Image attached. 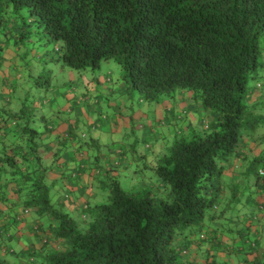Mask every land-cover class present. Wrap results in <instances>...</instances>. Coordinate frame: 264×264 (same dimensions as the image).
Here are the masks:
<instances>
[{
	"label": "trees",
	"instance_id": "obj_1",
	"mask_svg": "<svg viewBox=\"0 0 264 264\" xmlns=\"http://www.w3.org/2000/svg\"><path fill=\"white\" fill-rule=\"evenodd\" d=\"M5 37L26 49L34 38L52 42L55 62L78 70L114 59L144 101L187 93L216 118L175 132L146 165L153 186L126 190L113 178L106 200L87 198L78 210L56 188L60 157L47 164L42 133L26 126L0 154V264H264V246L237 209L255 185L264 190V176L250 167L232 194L224 189V162L263 120L248 97L264 68V0H0ZM44 75L49 83L53 71ZM29 216L43 245L17 250L13 226ZM227 217L236 232L223 226Z\"/></svg>",
	"mask_w": 264,
	"mask_h": 264
},
{
	"label": "crops",
	"instance_id": "obj_2",
	"mask_svg": "<svg viewBox=\"0 0 264 264\" xmlns=\"http://www.w3.org/2000/svg\"><path fill=\"white\" fill-rule=\"evenodd\" d=\"M21 31L18 27L8 37L10 39L16 38ZM30 42L35 43L34 40H30ZM36 42L39 45L42 40ZM0 43V50H4L6 53L3 56L0 54V75H2L0 77V154L4 153L6 149L9 150L15 140L24 133L26 126L37 128L42 133L39 143L41 144L40 150L44 161L51 164L56 161L57 156L60 157L57 160L59 165L56 167L55 172L60 175V182L65 186L66 193L70 195V200H72L69 205L70 209H80L83 203H80L79 196L91 194L87 184L89 180L87 176L93 174L94 168L89 164L82 170L81 165H83L82 163L87 164L83 159L86 155L88 158H92L90 150L101 151L100 142L109 146V152L106 154L96 153V157L102 160L95 165L96 168L100 169L98 173L101 174L103 168H105L111 172L113 178H116L117 176H114L113 171L119 169V175L129 172L132 176H137V169L135 168V171L133 167H137L141 163L144 164L145 170H148L147 164L154 167V161L164 152L166 142L175 137V132L178 129L184 128L186 132L193 125L202 128L205 127L206 122L210 124L216 118L214 113L199 109L189 94L179 93L175 98L168 97L169 100L162 102L154 112L155 116L144 117L146 121H144L141 132L142 141L138 140L139 144H125L123 138L122 141L116 139V142H114L113 139L110 140V136L121 125L115 114L127 110L133 116L136 114V108H138L140 114L144 115L146 110L145 106L143 108L142 102L145 101L141 95L138 100L140 103L138 102L136 106L133 102L127 105L124 101V94L127 93L128 86L121 77L122 73L119 74V77L118 75L115 77L109 69L100 82H96L98 77H95V81L87 79L85 82L79 83V86L73 85V81L76 80H69L64 82L62 90H57V88L51 87L50 84L46 85L52 92L53 99L63 104V110H55V112L52 110L49 111V114L44 111L36 112L34 108L26 106L28 97H24L26 92H20L18 85L26 84V76H30L29 79L37 80V77L46 68L41 64H39L40 67L28 66L30 62H24L22 65L25 70H19L21 65L17 64V59H23V56L19 53L23 47L22 42L10 41L5 37L0 38ZM7 58H10L9 62H7ZM260 74L262 76L256 78L251 84V93L248 100L249 105L254 107L255 114L262 115L263 120L256 131L252 133L245 132L238 146L237 154L231 156L229 162H224L226 166L224 179L229 185V187L226 184L224 185L226 194L230 187H236L245 181V176L247 177L250 167L254 166L257 159H264V68L261 69ZM259 81L263 83V87L258 86L259 88H256ZM92 83L94 87L91 86ZM87 84L90 86H87ZM8 90L13 91V93ZM75 95L82 96L83 101L85 100L84 106L78 108L75 119H70L69 115L65 117L62 113L66 111L65 107L68 106V102L74 101ZM93 98L98 99V102H91ZM16 100H19V103L15 104ZM115 101L117 102V110L110 114V111L103 108L102 103L108 108L113 107ZM71 110V112H74L73 107ZM68 113L70 112L68 111ZM83 113L91 115V119L81 120L79 115ZM101 116L104 117V120H101ZM86 126L89 127L90 137L84 142L81 136L84 134L82 129H85ZM168 137H171V139H168ZM151 138H155L152 143L149 141ZM122 142L123 144H121ZM114 143L124 146L111 148L114 147ZM125 145H127L126 148ZM117 160H119L120 166H116ZM250 181H254L253 178ZM56 188L62 189V186L58 184ZM252 191H254L252 195H250L251 192L244 195L243 203H240L237 209L240 210L239 214L246 215L245 221L250 224L249 236L251 239L259 240L260 244L264 246V190L260 189L259 185H255ZM19 209L20 207H15L14 212L21 211ZM9 210L7 208L4 213L11 219L12 215L7 212ZM33 220L29 216L26 222L13 226L15 237L12 243L14 244L17 241L21 245L20 247L15 246L17 250L32 244H35L37 248L43 245L42 237L36 235L33 231L38 227V224H34ZM29 224H33V226ZM227 258L228 256H226ZM233 264L238 263L233 260Z\"/></svg>",
	"mask_w": 264,
	"mask_h": 264
},
{
	"label": "rangeland",
	"instance_id": "obj_3",
	"mask_svg": "<svg viewBox=\"0 0 264 264\" xmlns=\"http://www.w3.org/2000/svg\"><path fill=\"white\" fill-rule=\"evenodd\" d=\"M32 40V39H31ZM35 41L34 44H32L30 41V44L28 46H30L29 49H26V47H22V50H20V54L23 56V59L18 58L17 59V64L21 65L19 67V70H25V68H23L24 66L22 65L24 62H30L31 66H36L38 67L39 64H41V66H44L46 69L45 70H52L53 71V76L51 78V81L49 83H47L46 80V75L43 76V79L41 77L39 78V81L34 80V79H29L30 76H26V84H20L19 89L20 92L21 91H25L26 94L24 93V97H28L27 102H26V106L30 107V108H34L37 111H44L47 112V114H49V111H54L55 110H63L62 106L63 104H61L60 102H57L53 99V94L50 91V89H48V85L50 84L51 87H55L57 88V90H62L64 88L63 84L64 82H67L69 80H76L73 81V85H77L79 86V83H83L85 82L87 79H91L92 81H95L94 78L98 77V81L96 82H100V80H102V78H104L105 76V72L107 70H111V73L113 75H115V77L119 74L122 73V67L119 63H117L114 59H110V60H106L102 62V66L97 68L95 72L94 69L90 70H78L69 66H62L60 63L55 62V60L53 58L58 56V52L55 50L56 45H54V43L50 42V43H46L45 40L42 39V42L38 45L37 44V38L33 39ZM1 44V43H0ZM0 54L1 56H3V54H6L4 50H0ZM10 61V58H7V62ZM29 65V64H28ZM40 67V66H39ZM22 68V69H21ZM29 71V70H28ZM109 72V71H108ZM2 75H0L1 77ZM41 81V82H40ZM79 81V82H78ZM254 80H251L250 85L253 83ZM22 82V81H20ZM35 83V84H34ZM40 83L41 85H38ZM43 84V85H42ZM47 85V86H46ZM41 86H45L43 89ZM87 86H90L89 84H87ZM93 83H92V85ZM67 87V86H66ZM68 88V87H67ZM9 92L13 93V91L8 90ZM72 91V90H69ZM140 93L137 90H131V88L127 89V93L124 94V101L127 103V105L130 104V102H133V104L136 106L138 104V100L140 99ZM76 98H74L73 102L70 101L68 102V106L65 107V112L62 113L63 116H67L69 115V118L71 119H75V115L76 112L78 111V108H83L84 106V101L82 99V96H76ZM161 98V102H142L143 108L144 106L146 107L145 109V114H140V110H138V108H136V114L131 116L129 112H127V110L123 111L122 113H117L115 114L118 117V121L121 123V125H119L120 127L116 129V131L110 136V140L113 139L114 142H116V139H119L122 141V138L124 139V143L125 144H139V141H142V127L144 124V121H146V119L144 117H148V116H155V111L157 108L160 107V105L162 104V102H165L168 96L167 95H163ZM93 103H97L98 99L93 98V100L91 101ZM19 103V100L15 101V104ZM140 103V102H139ZM103 108H105L106 110L110 111V114L114 111L117 110V102L115 101V104L113 105V107H106L103 103ZM74 108V112H71V108ZM110 108H112L111 110H109ZM68 111L70 113H68ZM105 112V110H104ZM109 113V112H108ZM22 114V113H21ZM126 114V116H125ZM85 118H84V117ZM104 116V115H103ZM103 116H101V120H104ZM133 117V118H132ZM79 118L81 120H87L91 119V115L87 114V113H83L81 115H79ZM166 120V119H165ZM88 122V121H87ZM88 126H89V122H88ZM86 126L85 129H82L84 133L81 137L83 139V141H87L90 137V133H89V127ZM160 127V125H159ZM125 129V131H124ZM128 130V131H127ZM108 136V135H107ZM125 137V138H124ZM155 138H151L149 141L150 143H152V141ZM168 139H171V137H168ZM139 140V141H138ZM123 144V142L121 143ZM121 144H117L114 143V147L111 148H116V147H123L124 145ZM136 144V145H137ZM100 145L102 147V149H100L101 151H91L90 156L92 158H88L87 155L85 158H83L87 164H84L85 166H89L92 165L93 166V174L92 175H88L87 178L89 179L87 184L89 186L90 192L91 194L88 193V196L85 195H81L80 197V203H84L86 201L87 198H89V201L94 203L95 199L97 200H101L104 201L108 198L109 194H110V187H109V183L111 181H108L110 179H113V176H111V172L107 171L105 168H103L104 170L100 173H98V171L100 169H97L95 167L96 163L102 161L100 158L96 157V153L98 152L99 154H103V153H107L109 152V146L108 145H104L103 143L100 142ZM127 145H125L126 148ZM105 149V150H104ZM85 154H87L85 152ZM119 161V160H117ZM264 161H260L254 164V170H257L260 168V166L264 165L263 163ZM80 164V163H79ZM134 170L135 168L137 169V176H132V174L128 173H124L122 175H119L118 170H114L113 174L114 176H117L116 179L121 183L122 187L126 190H132L134 188H139V187H151L153 186V184L155 183L154 179L156 178L155 175L153 174V172H151L150 169L145 170L144 164L141 163V165L137 166V167H133ZM83 169V168H82ZM136 171V170H135ZM155 177V178H154ZM253 177H255V175L253 174ZM152 180H151V179ZM154 182V183H152ZM59 184L62 186V189H58L59 190V194L62 195L65 191V186L61 184V182H59ZM241 188H243V186H241ZM157 190V188H156ZM232 188L230 191L229 188V192L230 194H232ZM238 213V212H237ZM76 215L78 216V213H76ZM230 217H227V219L223 220V226L228 229V228H233L235 230V232L238 230V227H232V226H237L238 223H233L232 221L229 220ZM82 227V225H80ZM227 233L229 234V232L227 231ZM228 240H232L233 236L232 235H228ZM237 233H234V236ZM240 240V237H238ZM238 240V242H239ZM244 242V241H243ZM16 247H20L21 245H19L17 243V241L14 243ZM204 249L206 250V247L204 246ZM10 261H12L11 258H9Z\"/></svg>",
	"mask_w": 264,
	"mask_h": 264
},
{
	"label": "built area",
	"instance_id": "obj_4",
	"mask_svg": "<svg viewBox=\"0 0 264 264\" xmlns=\"http://www.w3.org/2000/svg\"><path fill=\"white\" fill-rule=\"evenodd\" d=\"M259 173L264 176V166L259 168Z\"/></svg>",
	"mask_w": 264,
	"mask_h": 264
}]
</instances>
